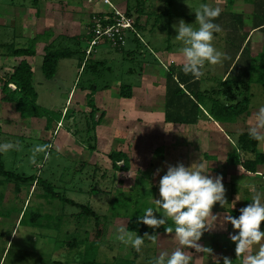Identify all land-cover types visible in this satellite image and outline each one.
<instances>
[{
  "label": "rangeland",
  "instance_id": "1",
  "mask_svg": "<svg viewBox=\"0 0 264 264\" xmlns=\"http://www.w3.org/2000/svg\"><path fill=\"white\" fill-rule=\"evenodd\" d=\"M51 1H56V3L58 1L60 4H47L48 0H40L36 6V9L37 7L46 9V17L51 15L48 18L53 27L49 28L47 22L45 29L37 22L38 18L35 16V12L30 15L25 10L24 12L21 11L22 15L18 14L21 12L17 13L14 9L13 11L10 10L11 5L23 7L27 3L32 4L33 0L0 1L2 14H5L0 18L1 44L14 42L16 46L21 47L33 44L30 41L37 35L33 29L39 25H41L39 30L42 31V34L44 32L51 33L47 40L36 41L40 55L38 54L31 59L34 70V86L38 93V104L47 110V115L52 118H58L63 113L64 106H67L65 112L68 108L70 109L65 120L53 123L49 132L45 126L47 116L41 120H32L35 117L22 119L19 113H17L18 115L14 113L12 107H3L0 101V109L9 111L7 114L4 113L2 117L3 127L8 132L4 133L7 134L6 136H0V144L12 143L14 145L10 150L3 152V159L6 169L20 175L19 178H7L0 175V264H81L85 259L107 262L113 256L131 257L136 250L117 238L119 227H125L128 230V216L125 217L124 215L127 208H120L121 205L116 207L118 203V199L115 200L117 190L122 189L126 193L124 199L128 201L129 208H133L132 211L135 213L143 207V204L151 206L155 199L160 198L159 180L166 173L169 165L183 163L185 166H191L193 163L202 162V160L211 176L221 175L223 177L225 196L229 204L226 208L221 207L219 203L213 206V214L218 215V219L214 222L212 229L204 232L199 243L208 248L214 247L215 254L212 257L210 254H204L203 260L206 258H212L215 261L222 260L221 258L226 255L221 248L223 245L226 248H232L234 242L230 239L229 234L238 232V230L233 229L230 222L222 224L223 217L229 214L236 216L231 213L232 209H240L252 203L249 201L253 195L249 191L250 188H255L256 192L261 195L262 202H264V164H257L256 166L262 171L261 174L257 172L247 174L243 170L245 169L244 166H242L243 169L240 166H229L230 169L227 167L223 169L222 161L234 148H230V146L220 147L217 150L210 147L209 132L199 129L197 125H192L177 129V132L164 133L159 130L155 134L149 135L148 133L149 138L146 143L141 141L138 148H134V144L132 145V142L129 141L132 167L128 171H116L112 167L109 154L115 149H121L119 145L124 143V139L119 136L122 135L125 138V135H116L114 142H112L109 140L110 135L106 134L105 137L109 145L106 143V146L103 147L100 144L101 149L98 150L97 148L96 154L90 153L89 139L92 135L88 134L87 122L91 119L90 123H92L93 119L89 113L91 107L85 100L84 93H81V90H84L85 87L90 88L91 85L97 89L96 91H103L102 89L106 86L107 89L109 86L111 91L116 92V89H119L123 84L138 83L140 67L143 66L144 60L158 61L146 50L149 47L154 50L166 49L168 45L182 49V42L175 39L177 33L173 25L178 24L181 19L186 23H195V10L201 4H205L206 0H109L111 4L107 0ZM214 1L217 2V5H213L211 0H209L210 4L208 2L207 4L220 6L223 10L215 20V23L221 25L222 31L215 35L213 44L228 58L217 65H210L206 62L202 72L211 71L209 78L211 82L213 81L211 89L219 90L222 88L218 86L219 80L241 47L242 34L254 22L245 21L244 16L236 14L239 6L228 3V0ZM125 3H130L131 16L134 19L141 15L138 11L136 12L137 4L140 5L141 11L144 10V14L149 17V19L145 17L146 20L143 18L140 23L143 25L146 22L147 29L152 32L142 31V40L139 44L136 43L134 34L128 32L126 48L134 51H132L134 54L129 59L123 58V55L116 52L115 47L109 43L95 46L88 54V48L85 47H88L89 39H84L86 35L83 32L84 29H87L90 35L94 16L110 13L109 11L113 10L112 6L126 13L129 6ZM31 8L34 9V7ZM69 12H74L75 17L69 18ZM16 14L19 16L16 17ZM24 14L28 16L26 19H24ZM56 14L57 17L61 16L60 20L56 19ZM11 16L15 20L14 24L10 20ZM253 18L256 19L255 23L264 19L261 15H253ZM28 20H31L30 31L25 27ZM228 32H230L229 37ZM24 33L27 34L28 38L23 35ZM52 41L56 44H54L55 47L71 48L74 54L70 58L60 59L54 77L47 78L44 73L43 60L45 47L49 46ZM142 49L146 52L142 53ZM4 50L5 48L0 47L1 75L13 71L21 60L15 56L2 54ZM107 54H112L109 56L112 60L106 58ZM86 55H88L87 58H85ZM249 55L251 54L248 50L244 51L238 67L234 69V74H242L241 66L246 62L245 60ZM252 60H256V55H253ZM83 62L84 66L81 69ZM86 62L87 67L85 66ZM99 62L102 63L98 64ZM94 65H97L96 70ZM130 68H134L136 74L130 75L128 73ZM246 71L245 76L252 81L257 79L261 68L255 62ZM237 86H243L242 90L248 95V89L249 94H251L250 109L253 114L258 111L260 106H264V89L260 83L256 81L242 83L239 81ZM71 90L72 94L69 97ZM240 94L238 92L235 95L236 99H240ZM95 96L94 93L93 97L95 98ZM94 103L98 107L95 118L99 119L105 106L100 107V99L97 98ZM87 118L88 120H86ZM30 119L34 122H31ZM209 126V130H217L215 124ZM54 128H56L55 131ZM59 128L67 129L71 133H68V136H71L73 145L67 143L68 138L62 134V130L58 134ZM0 134L3 133L0 131ZM96 134L98 135L97 130ZM137 136L138 133L135 137ZM49 138H52L51 142L46 141ZM233 139L237 142L236 136H233ZM75 140L77 143L74 142ZM91 142L93 143L92 140ZM240 151L244 158H254L257 154L264 153V144H258L255 153L247 154L245 152L244 154L243 150L240 149ZM120 164L123 165V162ZM240 174L244 177L236 179L235 177L240 176ZM34 177L41 180L38 185L36 182L34 183ZM144 177L147 179H143ZM45 180L53 184L55 192H61L77 203L90 204L98 213L101 224H103L100 248L92 247L91 234L96 229L95 218L87 219L80 216V206L65 203L60 198L52 196L51 192H48L44 187ZM137 185L139 188L136 187ZM139 193H145L148 196V201L146 199L141 201ZM24 212H26V216L21 222ZM32 218L37 221L34 223L40 225L31 226ZM262 230H264V225ZM147 233L155 234L156 241L153 243L145 238V245L140 251L142 259L153 258L162 251L171 253L178 247L174 232ZM73 236L78 238V244L74 247L68 244V241L72 240L69 238ZM86 251L89 253L86 254ZM184 251L192 256V261L201 257L195 249L185 248ZM198 261L197 264H199Z\"/></svg>",
  "mask_w": 264,
  "mask_h": 264
},
{
  "label": "crops",
  "instance_id": "2",
  "mask_svg": "<svg viewBox=\"0 0 264 264\" xmlns=\"http://www.w3.org/2000/svg\"><path fill=\"white\" fill-rule=\"evenodd\" d=\"M1 1V0H0ZM219 1V0H218ZM40 2V0H33L32 4H26L25 6H15V5H11L12 7H10V10L13 9L18 13L21 11H25L26 13L30 15H32L35 12V16H37L38 18V23L42 25V27H44V29L46 28L45 23L48 22L49 24V28L53 27L52 23H49V15L48 17H46V9H39L36 6L37 4ZM206 3L209 2V0L205 1ZM231 1L228 0V3H230ZM53 3V4H60L56 3V1L52 2L51 0H48V3ZM211 3L214 5H217V2H215L214 0H211ZM9 4V3H8ZM47 4L45 5L47 7ZM233 5H237L239 6V9L236 10V14H241L242 16H244L245 21H253L254 23L252 25H250L247 28V31L245 33H243L242 35V44L241 47L236 55V57L234 59H232L231 64L226 68V65H224V67L226 68V72L224 73V75L222 76V78L219 80L224 81L226 79V77L228 76L229 72L232 70L233 75L235 76L234 78L236 80L242 78L244 79L245 73L247 72L246 70H249L251 68V65L253 63H257L259 65V61L257 60H252L253 55L256 57L263 52L264 50V19L261 22L255 23L256 19L253 18V15H261L264 17V0H233L232 3ZM125 5H127V3H125ZM27 6V7H26ZM31 7H34L31 8ZM45 7V8H46ZM55 9H58L57 7H54ZM34 10V11H32ZM59 10V9H58ZM2 9L0 8V18L2 15ZM32 11V12H31ZM103 11V10H102ZM106 12H108L106 10ZM56 13V12H54ZM105 13V12H104ZM18 14H22L18 13ZM233 14V15H236ZM23 15V14H22ZM25 15V14H24ZM75 13H70L69 12V18L71 16H74ZM138 15V14H137ZM19 15L16 14V17H18ZM57 20H60V15L57 17V14L55 15ZM26 17H28L27 15L24 16V19H26ZM139 18V23L140 21H142L143 18H148L149 17L144 14V11L141 15L136 16ZM145 18V20H146ZM10 20L13 22H15V20H13V17H10ZM27 21V20H26ZM25 21V22H26ZM30 21L28 20V25L24 24L26 29L30 31ZM1 22V21H0ZM1 24V23H0ZM57 24V23H56ZM39 25L36 29H33V31H36V34H42V31L39 30L40 26ZM142 26V31L144 30H148L149 32H152L150 29H147L146 26V22L145 24H141ZM57 28V26H55ZM33 32V33H34ZM86 35L84 36L85 40H88L90 38L89 32H87V29H84L83 31ZM26 33V32H25ZM23 34L25 35V37L28 38L27 34ZM45 33V32H44ZM229 33L228 32V37H229ZM262 33V34H259ZM152 34V33H151ZM171 35V32H170ZM217 35V34H215ZM35 37V36H34ZM136 41V40H135ZM53 42V41H52ZM50 42V43H52ZM88 42V41H87ZM137 44H139L138 41H136ZM149 45L150 43L147 42ZM246 46L245 50H248L249 53L251 55H249V57L245 60L246 62L244 64H242L241 68V72L242 74H234V69H236L238 67V64L240 62V60L242 59V51L243 48ZM87 48V47H85ZM83 49V48H82ZM111 49H114L111 47ZM37 50V54L35 56H28L27 60L32 64L31 59L36 57L38 54L40 55L39 51H38V46L36 47ZM116 52L121 53L123 55V58H130L132 57V50L127 49L126 46L123 48H115L114 49ZM95 51V50H94ZM106 51V50H105ZM146 51H149V53L151 54L152 57H154L156 60H158L157 62L154 61H150L149 59H145L143 62V66L140 67L141 68V72L139 75V81L136 84H131L132 86V96L129 98H125L122 97L120 94V87L119 89H116V92L111 91V87L108 86V88L106 89V87L104 89H102L103 91H95V100L96 98L99 100L100 99V107L105 106V108H103V113H102V122L96 127V130L98 132L97 135V148L98 150L101 149L100 148V144L106 146L107 142V138L105 137L106 134L110 135V141L114 142V138L116 135L119 134H123L125 135V138L120 135L119 137H122L124 139V143H120V147L121 150H123L124 152H126L131 160L132 154L130 153V148H131V144H134V148H138V146L140 145V142L142 141L143 143H146L147 139L149 138L147 135L149 133V135L151 134H155L157 132L163 131L164 133L167 132H177V129L180 128H186L187 126H192V125H197L199 129H203V131L205 132H209V136L208 139L210 140V147H214L217 150L220 149V147H229L230 148H238V143L235 142V139H233V136H236V139L238 140L239 135L242 132H248V126L250 124H253L255 122V112L254 114L252 113V110L250 109V103H249V109L246 113H243L241 115H239L234 121H221V120H217L215 117H213L212 115H210V113L208 112V107L210 106L211 100L210 98H218L222 101L225 102V100L227 99L226 97H223V95H221V90H217V89H211V84L212 82L210 81V76H211V71H206L203 72V75L201 78L199 79H195L191 74L185 75L182 71V64H183V57H182V53H181V49H176L171 47L170 45H168V47L166 49H152L149 47V49H147ZM145 50L142 49V53L146 52ZM84 52V51H83ZM158 54V56H157ZM108 56H106V58H108V60H112L109 56H111L112 54H107ZM17 59H22L21 57H15ZM87 58V56H86ZM238 59V60H237ZM33 66V65H32ZM84 66V62L81 64V69ZM172 70L174 72H176V79L179 81V78L182 79L181 86L183 88H189V86H192V88L194 90H197L198 92H203L204 96L206 99H208L207 101V105L208 107H204L202 106L200 113H199V120L197 123L195 124H191V125H184L182 123H167L165 120L166 117V90H167V83H168V70ZM128 73L130 75L136 74V70L134 68H130L128 70ZM191 78V80H190ZM193 81V82H192ZM219 82V83H220ZM220 88V85H218ZM243 86H239L238 87V92H240V99H236V96L231 97L230 102L231 103H237L239 101H241L245 96H248L249 98L251 97V94H249V91L247 89L248 95L245 93V91L242 90ZM81 93H84V97L86 100L87 94L90 92L89 90L85 89V90H81ZM80 93V94H81ZM93 93V95H94ZM236 93V94H237ZM72 94V90L69 93V97ZM113 96V97H112ZM80 98V97H79ZM0 101L3 104V107H12L14 110V113L17 114L18 112L14 109V106L8 102H5L1 99V94H0ZM250 102V99H249ZM99 103V102H98ZM116 104V105H115ZM67 108V106H64L63 108V113L62 115H64L65 113V109ZM9 111L7 110H1L0 109V131L3 134H0V136L3 135H7L4 133H7L8 131L3 127V116L4 113H8ZM18 115V114H17ZM21 117V116H20ZM44 117H35L32 120H36V119H43ZM31 121V119H30ZM62 121V120H61ZM64 121V120H63ZM34 122V121H31ZM60 121H57V123ZM40 123V122H39ZM38 123V124H39ZM55 123V122H54ZM56 123V124H57ZM210 124H215L216 125V129H211L210 128ZM46 126V124H45ZM53 126V125H52ZM163 127L162 129H159ZM3 129H5V131H3ZM52 127L48 130L49 132L51 131ZM56 128H54L55 131ZM60 130L59 132L62 130V134L65 135L68 138L67 143L73 145V140L71 138V136H68V133L71 134L67 129L64 128H59ZM46 130V128H45ZM137 131V132H136ZM231 132H233V134H231ZM136 133H138V136H136ZM238 136V137H237ZM152 139V138H151ZM52 138L46 139V141L51 142ZM132 142L131 144L129 143ZM72 142V143H70ZM74 142L77 143V141L75 140ZM109 145V144H108ZM137 145V146H136ZM147 145V144H146ZM111 146V145H110ZM90 151V150H89ZM92 154H96L95 152H91ZM207 155V154H206ZM228 156V155H227ZM208 158H210V156L207 155ZM214 159V158H213ZM226 159H224V161H222V165L223 169H226V167L228 168L229 166H240L242 168V165H235V164H227ZM264 164V163H263ZM132 167V164H131ZM230 169V168H228ZM243 169V168H242ZM257 169V173L261 174L262 171L260 170V168H256ZM247 174H251L249 170L247 169H243ZM224 172V171H223ZM253 172V173H256ZM230 175V173H228ZM232 176V175H230ZM239 177V179H242L244 176H242V174H240V176H236L235 178L237 179ZM263 178H264V174H263ZM264 224H262L263 227ZM261 243H264V240L261 241ZM235 243L233 244L232 248H226L223 247L221 248V250H224V253L226 256L224 257H229L233 263H237V262H241L242 264V258H236L234 255V251H235ZM259 245H254L250 250L249 253L252 254L255 251L258 250ZM211 248V247H210ZM212 249V253L210 254V256L212 257L215 253H214V247L211 248ZM219 249V248H217ZM199 254V256L201 255L200 258H197V260L192 261L191 263L193 264H197L196 262L198 261L199 264H217V261L208 259L206 258L205 260L204 257V253H197ZM223 257V258H224ZM223 258H221L222 260H218L220 261V264H223ZM208 259V260H207Z\"/></svg>",
  "mask_w": 264,
  "mask_h": 264
},
{
  "label": "clouds",
  "instance_id": "3",
  "mask_svg": "<svg viewBox=\"0 0 264 264\" xmlns=\"http://www.w3.org/2000/svg\"><path fill=\"white\" fill-rule=\"evenodd\" d=\"M220 6L201 4L195 10V23H186L183 19L173 27L176 30L175 39L182 42L181 49L185 75L191 74L195 79L202 77V69L207 62L217 65L227 59L225 53L218 50L213 41L215 34L222 31L221 25L215 20L221 15ZM195 25V26H194ZM248 136L264 144V106L255 113V122L248 126ZM12 143L0 144V152L13 148ZM158 172L160 170H157ZM204 161L185 166L183 163L169 165L166 173L159 180V199L144 209L138 222L153 229L166 225L169 221L174 227H166L167 233H173L178 241V247L169 253L162 251L153 257L152 264H191L192 256L184 249H195L197 253L211 254L212 249L199 243L205 231L212 229L218 215L213 214V206L219 203L226 208L229 204L225 196V186L221 175L211 176ZM252 203L239 209L240 215H225L222 224L230 222L234 230L230 239L236 244L237 257L242 258V264H264V202L255 188H250ZM238 201V199L236 198ZM156 213L161 215L158 217ZM211 220V222H210ZM118 239L129 244L137 252L145 245V238L156 241L155 234L145 233L134 235L125 227L118 228ZM259 245L258 250L250 254L249 250ZM220 264V261H217ZM223 264H233L229 257L223 258Z\"/></svg>",
  "mask_w": 264,
  "mask_h": 264
},
{
  "label": "trees",
  "instance_id": "4",
  "mask_svg": "<svg viewBox=\"0 0 264 264\" xmlns=\"http://www.w3.org/2000/svg\"><path fill=\"white\" fill-rule=\"evenodd\" d=\"M232 3L233 0H230ZM129 6L126 9V14L131 16V6L130 3L127 4ZM138 11L139 14H142L144 10L141 11V7L139 4L136 6V12ZM137 13V14H138ZM136 27L139 31V36L135 33L131 32L135 36V40L140 42L142 40L141 36V30L143 29L142 26L139 24V18H135ZM51 33L45 32L44 34H37L33 40L30 42L33 44H30L29 46H16L13 43H0V47L5 48L4 52L2 54L9 55V56H15V57H21L22 59L17 63V65L14 67L13 71L7 72L3 75L0 74V94L1 99L5 102L11 103L14 106V109L20 114L22 119L31 118V117H46V128L49 130L54 122L57 121H63L65 118L69 115L70 109L68 108L64 115L60 114L58 118H52L49 115H47V110L43 109L41 105L38 104V93L34 86V70L32 64L27 60L28 56H35L37 54L36 50V41L41 40H47L49 35ZM44 35V36H43ZM48 42V41H46ZM55 43H50L49 46L45 47V55L43 60V68L44 73L47 78H53L56 69L58 66V62L60 59L63 58H70L74 54V52L71 50V48H59L55 47ZM123 48V47H121ZM246 49V46L243 48V51L241 55H243L244 51ZM133 51V50H132ZM131 51V52H132ZM134 52V51H133ZM131 54H134V53ZM261 57V60H260ZM86 58V56H85ZM257 60L259 58V66L261 68V71L257 77V79H254L252 81H256L260 83L264 89V50L261 52L257 57ZM102 62H99L98 64H101ZM87 67V62L86 65ZM95 70L97 69V65H94ZM176 72L172 71L171 69L168 70V83H167V90H166V117L165 120L167 123H182L184 125H191L195 124L199 120V113L202 109V106L207 105L208 99L205 98L203 92H198L197 90H194L192 86H189V88H183L181 86L182 79L179 78V81L176 79ZM235 76L232 73V70L229 72L228 76L224 81L220 82V87H222L221 95L226 97L227 99L224 101L218 99V98H210L211 103L208 107V112L210 115L215 117L217 120L221 121H234L239 115L246 113L249 109V97L245 96L241 101L237 103H231L230 99L231 97L235 96L238 87L237 83L240 82H252L251 79L248 77H245L244 79L240 78L236 80L234 78ZM191 80V78H190ZM238 81V82H237ZM193 82V81H192ZM13 83L16 85V88H12L10 84ZM85 89H89L90 92L87 94L86 101L91 107L90 116H92V123L91 119L87 122L88 127V134H91L92 137L89 139L90 146L89 150L91 152H94L97 149V134H96V127L102 122V116L99 119H96V109L98 107L95 106L93 97V93L97 90L94 89V86L91 85L90 88L85 87ZM84 89V90H85ZM120 94L122 97L129 98L132 96V86L123 84L120 87ZM92 101V103H90ZM104 114V113H103ZM87 115V114H86ZM89 118V116H88ZM88 118L86 120H88ZM93 141V143L91 142ZM89 143V142H88ZM238 148H234L232 152L228 153L227 156V164H235V165H242L245 167V169L256 172V166L257 164H263L264 163V153L257 154L254 158H244V155H241V150L248 153H255L257 149L258 142L251 139L248 136V132H242L239 135V138L237 140ZM109 158L112 162V167L114 170L119 171H128L131 169V160L129 155L124 152L121 149H115L113 152L109 154ZM120 162H123V165L120 164ZM0 175L7 178H15L20 177L19 174H15L13 171H10L6 169L5 162L3 159V152H0ZM29 179V178H28ZM147 179V178H143ZM41 180H37V178L34 177V183L36 182V185L40 183ZM48 183V184H47ZM44 187L47 189L48 192H51L52 196H55L57 198H60L61 201L65 203H71L75 204L81 207V211L79 213L80 216H83L85 218L93 217L96 220V229L92 232L91 237L93 239L92 247L100 248V240L102 238L103 229L101 224V218L98 215V213L91 207L90 204H80L74 201L71 198L66 197L61 192L54 191L53 184L45 180ZM139 188V186H136ZM140 200H147L148 196L145 193H139ZM147 196V198H146ZM115 200L118 199L117 205H121L120 208H127L125 209L124 215L125 217L128 216V230L132 231L133 233H137V235L143 236L147 232H156V233H167L166 227H174L172 225V222L169 221L166 225L160 226L158 229H153L145 224L138 222V217L140 215H143V209L149 206H145L143 204V207L140 208L139 211H134L133 208H129L128 201L124 199L126 197V193L120 189V191L117 190V195L115 196ZM251 202V200H249ZM24 210V209H23ZM231 213L239 216L240 212L239 209H232ZM132 214V215H131ZM120 215V216H124ZM158 217L161 215L160 213L156 214ZM26 216V212L23 213V217L21 219V222L24 220ZM32 221L30 223L31 226L36 227L37 225H40L37 222L35 218H32ZM262 229V225H261ZM72 240L68 241V244L72 247L77 246L78 244V238L76 236H73L72 238H69ZM236 248V245H235ZM89 252L86 251V254ZM234 255L236 258V252L234 251ZM153 258H141L140 252L134 251V254L131 257H120V256H113L109 261L107 262H100L95 259L88 260L85 259L81 264H152ZM193 264V263H191ZM233 264H241V262L233 263Z\"/></svg>",
  "mask_w": 264,
  "mask_h": 264
},
{
  "label": "built area",
  "instance_id": "5",
  "mask_svg": "<svg viewBox=\"0 0 264 264\" xmlns=\"http://www.w3.org/2000/svg\"><path fill=\"white\" fill-rule=\"evenodd\" d=\"M107 1L111 4L109 0ZM112 9L106 15L94 16L88 40V54L91 53L95 46L102 43H109L115 48L125 47L127 45L128 32H133L139 36L140 33L135 25V19L115 6H112ZM86 56L88 57V55ZM10 86L16 88L13 83Z\"/></svg>",
  "mask_w": 264,
  "mask_h": 264
}]
</instances>
